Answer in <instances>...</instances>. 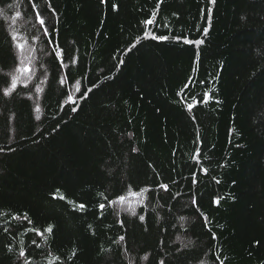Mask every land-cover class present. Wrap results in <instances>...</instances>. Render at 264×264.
<instances>
[{
  "label": "trees",
  "instance_id": "obj_1",
  "mask_svg": "<svg viewBox=\"0 0 264 264\" xmlns=\"http://www.w3.org/2000/svg\"><path fill=\"white\" fill-rule=\"evenodd\" d=\"M157 5L0 0V264H264V0Z\"/></svg>",
  "mask_w": 264,
  "mask_h": 264
},
{
  "label": "snow or ice",
  "instance_id": "obj_2",
  "mask_svg": "<svg viewBox=\"0 0 264 264\" xmlns=\"http://www.w3.org/2000/svg\"><path fill=\"white\" fill-rule=\"evenodd\" d=\"M162 2H163V0H158V5H157L156 11L152 12L151 18L146 19L145 21H143V23L145 25H153L156 22L155 21V17L157 15L158 10H159V3H162ZM210 3L214 4L215 0H210ZM54 11L55 10L53 9V12ZM36 16L38 17V23L41 26H43L45 24V21H44V19L42 17H40L39 12L36 13ZM43 31H44L45 35H48L47 27H44ZM54 31H55V29H54ZM206 33H207V29H205V35H206ZM150 38H152V39H160V40H168L169 39V37L166 36V35L159 36V37L151 36ZM33 39H36V37H33ZM175 39L178 40V41L182 39L184 43L195 44L197 46L203 43V40H194L193 41V40H189L187 37H183L182 38V37L177 36V37H175ZM16 40H17V37L13 36V41L15 42ZM25 43H27V42H25ZM49 43H51V40H49ZM14 46L22 52L24 47H25V44L16 42ZM132 47H135V44H133ZM121 63H123V61H121ZM18 70L19 71H23V72H31V67L28 66V67H24V68L18 69ZM89 91H91V89H89ZM204 97L205 98L202 101H197V103H201V102L202 103H208V101L212 99V96H211L210 93H205ZM81 98H84V97H81ZM68 100L71 103H75V100L71 96H68ZM193 107H194V105H192V104L188 105L189 110H191ZM76 110H77L76 108H72V111H76ZM36 119L39 120L40 117L37 116ZM196 157H199V152L198 151L196 153ZM202 171H204L205 174H206L208 170L205 168V169H202ZM217 182H219V181H217ZM161 187L164 188L165 190H167L168 186L167 185H161ZM124 199H125V197H123V196L119 197L120 201H123ZM215 202L218 204L219 203V198H217ZM78 207L82 210L86 206L84 204H79ZM100 208L103 209L104 205L101 204ZM8 214L9 213H6V212H3L2 210H0V215H8ZM19 218L20 217H18V216H13V219H19ZM24 219H27V215L26 214L24 215ZM141 219H143V217H141ZM205 222H207V218H205ZM29 223H31V221H29ZM5 231H7V229H5ZM27 231H32V232H35V234L38 235V236H43L45 232L51 233L52 228L48 227V228L44 229V231H40L39 229L33 228V229H27ZM215 238L216 237L213 235V239H215ZM120 239L123 240V237H120ZM33 243H36V241L33 240ZM37 246L39 247V245H37ZM12 250H13V246L12 245H8V251L12 252ZM18 255H19L20 258H25L27 256V253L24 250H20ZM74 256H75V251L73 250L72 253H71V256L69 257V259H71V257H74ZM216 258L220 261V264H225L224 260L221 259L219 256H217ZM59 260H60V258L56 257L55 260H49L48 264H56V262L59 261ZM23 264H33V262H32V260L30 258H28V259H24L23 260ZM161 264H163V261H161Z\"/></svg>",
  "mask_w": 264,
  "mask_h": 264
}]
</instances>
